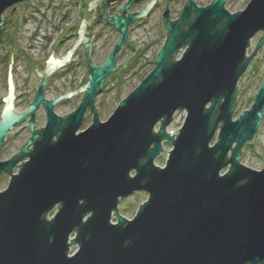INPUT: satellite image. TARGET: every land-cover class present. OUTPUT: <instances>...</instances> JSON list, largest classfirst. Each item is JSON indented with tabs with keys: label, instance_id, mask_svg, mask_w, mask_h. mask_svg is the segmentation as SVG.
<instances>
[{
	"label": "water",
	"instance_id": "obj_1",
	"mask_svg": "<svg viewBox=\"0 0 264 264\" xmlns=\"http://www.w3.org/2000/svg\"><path fill=\"white\" fill-rule=\"evenodd\" d=\"M24 1L0 0V26L3 12ZM114 1L121 0L88 4L92 19H82L75 43L63 55L48 56L32 101L21 112L14 110L8 74L0 148L24 119L32 136L19 153L0 160V177L9 176L0 190V264H264V164L253 169L240 162L264 117V77L250 107L233 115L250 71L238 83L264 42L260 38L246 54L254 35L264 36V0H249L235 12L226 9L228 0L203 6L185 0L173 21L165 11V40L153 68L101 121L95 98L121 66L117 56L129 25L154 2L127 13L138 1L127 0L108 16ZM99 20L119 35L95 65L91 40ZM79 45L87 82L46 99L47 78ZM76 93H83L80 103L59 116L54 106ZM40 105L46 123L35 132ZM87 109L92 122L80 130ZM176 111H185V118L174 138L166 127ZM162 142L170 149L164 166H157ZM137 191L147 199L126 219L118 205ZM73 244L77 249L70 253Z\"/></svg>",
	"mask_w": 264,
	"mask_h": 264
},
{
	"label": "rangeland",
	"instance_id": "obj_2",
	"mask_svg": "<svg viewBox=\"0 0 264 264\" xmlns=\"http://www.w3.org/2000/svg\"><path fill=\"white\" fill-rule=\"evenodd\" d=\"M211 0H196L199 5H207ZM249 0H228L225 7L230 12L243 9ZM88 4L93 0H85ZM80 0H27L23 7L8 8L3 12L6 25L0 27V113L2 110L1 100L7 94L8 74H11V82L14 90L15 100L14 110L21 111L26 108L30 101L29 90L38 81V73L45 69V60L53 53L56 57L63 55L70 46L75 43V31L80 23L88 21L89 13L87 5ZM184 0H176L175 11L183 4ZM14 9V10H12ZM137 28L128 35L127 41L122 45L117 57V64H121L119 69L107 76L106 82L100 93L95 98V106L101 121H105L118 103L129 94L148 74L154 65V60L159 49L165 40L158 15L152 13L144 20H139L132 24ZM144 25H147L146 27ZM133 28V29H134ZM139 28V29H138ZM42 41L40 45L34 43L39 34ZM98 39L94 41V54L92 60L98 64L108 54L117 40V32L111 29L97 30ZM257 40L253 39L251 50ZM32 46H34L32 48ZM32 48V49H31ZM53 51V52H52ZM79 59V54L72 57ZM10 68V69H9ZM36 69V70H35ZM70 90H66L63 73L53 76L48 96H54L68 91H74L83 86L88 79L86 66L75 63L71 66ZM37 71V72H36ZM250 71V72H249ZM249 72V73H248ZM242 87L238 92L235 105L234 117L241 111L248 109L253 102L259 85L264 77V61L251 60L245 73L238 84L242 82L246 75ZM61 83H54L60 80ZM63 80V81H62ZM60 92V93H59ZM81 93L72 98L59 103L55 107L58 115L70 112L80 102ZM185 115V112H182ZM40 124L45 122V114L40 110L37 115ZM92 122V114L87 112L86 117L79 129H85ZM28 132L18 128L14 129L11 137H8L0 149V159L4 160L19 151V148L27 139ZM214 140V139H213ZM212 140V141H213ZM165 150L155 160L157 166H164L169 146L165 145ZM240 162L253 169H260L264 164V117L255 135L248 140L242 148ZM17 171V167L13 172ZM9 176L3 174L0 178V190L7 186ZM147 199V193L137 191L122 199L118 205V213L126 219H131L137 211L139 205ZM57 211L54 207L49 213L52 217ZM112 222L116 218L112 216ZM74 235L72 234L71 237ZM77 249V245L70 246V253Z\"/></svg>",
	"mask_w": 264,
	"mask_h": 264
},
{
	"label": "flooded vegetation",
	"instance_id": "obj_3",
	"mask_svg": "<svg viewBox=\"0 0 264 264\" xmlns=\"http://www.w3.org/2000/svg\"><path fill=\"white\" fill-rule=\"evenodd\" d=\"M27 0H25L24 2H23V4L21 5V6H18V8L20 9V7H23V5H24V3L26 2ZM81 2H85V0H80ZM94 2L95 1H97V0H93ZM127 0H121V1H114V2H111L110 3V5H109V7H108V9H107V11H106V13H107V15L108 16H111V15H113V14H115V13H118V11H119V9L124 5V3L126 2ZM151 0H138V1H133L130 5H129V7H128V9H127V13L128 12H135V11H139V10H141V9H143V8H145L146 7V5L150 2ZM175 1L176 0H154V2H153V4H152V6L150 7V9L148 10V12L146 13V15L144 16V17H142V18H140V19H135L130 25H129V27H128V30H129V28H130V26L132 25V24H135L136 22H138L139 20H144V19H146L149 15H151L152 13H154V14H156V15H158V17H159V22H160V25H161V29H162V32H163V26H164V20H163V18H162V15H163V13L165 12V11H167V16H168V20H170V21H173V20H175V19H177L178 18V16H179V12H180V10H181V8L183 7V5H184V2H185V0H184V2H183V4L175 11V9H174V4H175ZM195 2H196V0H194ZM85 4L87 5V12L89 13V17H88V21H90L91 19H92V17H93V14H94V11L93 10H89V5H88V3L87 2H85ZM197 4V3H196ZM198 6H202V5H199V4H197ZM17 6V5H16ZM15 6H13V7H11V8H14ZM10 9V8H9ZM12 10H14V9H12ZM126 13V14H127ZM2 17H3V22H2V25L0 26L1 28H3L5 25H6V20H5V16L4 15H2ZM194 17V15H192L191 16V18L190 19H192ZM78 28H79V26L77 27V29H76V31H75V36H76V38H75V41H76V39H77V31H78ZM98 29H101L102 31H104V30H106V29H111V30H113L114 32H117V30L116 29H114L112 26H110V25H107L106 23H105V21L104 20H99V21H97V22H95L94 23V25H93V38H92V40H91V44H92V46H91V53H90V58H91V60H92V56H93V54H94V41L95 40H97L99 37H98V33H97V30ZM118 32H117V38H118ZM260 38H263V40H264V36L262 35V33L261 32H258V33H256L255 35H254V37L250 40V46H249V48L247 49V52H246V54L247 55H249L251 52H252V50H251V45H252V41H253V39H256L257 41L255 42V44L258 42V40L260 39ZM116 42V41H115ZM71 47V46H70ZM69 47V48H70ZM255 47V46H254ZM121 49V48H120ZM254 49V48H253ZM75 52H76V54L78 55L79 54V59L78 60H76V62L78 63V64H82V65H84V66H86V71H87V60H86V57H85V55H84V49H83V46L82 45H79L75 50H74V52H73V54H72V57H73V55H75ZM119 53H120V50H119ZM119 53H118V55H119ZM106 57V56H105ZM104 57V58H105ZM118 57V56H117ZM103 58V59H104ZM102 59V60H103ZM101 60V61H102ZM251 60H262V61H264V42H263V44H262V46L257 50V52H256V54L253 56V58L251 59ZM46 61V60H45ZM44 61V62H45ZM92 62H93V60H92ZM72 62H70V63H68L66 66H63V67H61V68H59V69H57L54 73H52V75H50L48 78H47V81H46V84H45V89H44V97L46 98V99H53V98H55V97H57V96H59V95H61V94H64V93H61V94H57V95H54V96H48V92H49V90H50V87H51V83H53L52 82V78H53V76H55V75H57L58 73H63L64 74V70L65 71H67V69H70L71 68V64ZM94 63V62H93ZM100 63V62H99ZM98 63V64H99ZM71 64V65H70ZM97 64V65H98ZM96 65V64H95ZM42 74V73H41ZM88 74V73H87ZM37 76H38V81H37V83H35V85H33L31 88H30V90H29V95H30V101H29V103L27 104V106H26V108L29 106V104H30V102L32 101V98H33V95H34V87L39 83V81L41 80V76H40V73H38L37 74ZM105 82H106V80H105ZM6 85H7V89H8V81H7V83H6ZM14 90H15V87H14ZM75 91V90H74ZM60 93V92H59ZM76 94H78V93H76ZM76 94H74L73 96H75ZM82 94V97H83V93H81ZM73 96H71L70 98H72ZM82 97H81V99H82ZM70 98H64V99H62V100H60L55 106H54V109H55V107L59 104V103H61V102H64V101H66V100H68V99H70ZM237 98H238V94H237ZM4 98H2V100H1V104H2V106H3V104H4V100H3ZM17 99V96L15 95L14 96V99H13V106L15 105V100ZM81 101V100H80ZM80 103V102H79ZM25 108V109H26ZM25 109H23V110H25ZM23 110H21V111H23ZM40 110H43V112H44V114H45V111H44V108H43V106L42 105H40L39 107H38V109H37V111H36V113H35V122H36V125H35V132H39L41 129H42V127H44L45 126V123H46V116H45V122L43 123V124H40L39 123V121H38V119H37V115H38V112L40 111ZM16 111V110H15ZM21 111H18V112H21ZM55 111V110H54ZM72 111V110H71ZM87 112H89V109H87L86 110V112H85V114H84V119H85V117H86V113ZM68 113V112H67ZM66 113V114H67ZM90 113V112H89ZM66 114H64V115H59V116H61V117H64ZM92 114V113H91ZM84 121V120H83ZM25 122H26V119H24L23 121H22V123H20L19 125H18V128L20 127V128H22V130H26L27 132H28V136H27V139L25 140V142L22 144V146L31 138V136H32V132L29 130V126L28 125H26L25 124ZM16 128V127H15ZM14 128V129H15ZM14 129H12L11 131H10V133L8 134V135H6L5 136V138H4V141H3V144L5 143V141L7 140V138L8 137H11L12 135H13V133H14ZM3 146V145H2ZM1 146V147H2ZM22 146L19 148V151L18 152H16V153H14V154H12L10 157H8V158H6V159H4V160H8V159H10L12 156H14L15 154H17V153H19L20 152V150H21V148H22ZM32 148V145H30L29 146V149H31ZM1 149V148H0ZM0 160H2V159H0ZM19 165H20V163H18V165H16L15 167H17V170L19 169ZM15 167H13V169L15 168ZM13 171V170H12ZM3 175V174H2ZM2 175H1V177H2ZM0 177V178H1Z\"/></svg>",
	"mask_w": 264,
	"mask_h": 264
},
{
	"label": "built area",
	"instance_id": "obj_4",
	"mask_svg": "<svg viewBox=\"0 0 264 264\" xmlns=\"http://www.w3.org/2000/svg\"><path fill=\"white\" fill-rule=\"evenodd\" d=\"M145 27L147 26V25H144ZM133 27V25H131L130 26V28H129V32H128V35H130L132 32H134L137 28H134ZM139 29V28H138ZM42 36V33H41V35L39 34V36H37V39H36V41H35V43H34V46H35V44H37V45H40L41 43V41H42V39L40 38ZM34 46H32V48L34 47ZM31 48V49H32ZM179 55L180 54H178L177 55V58L179 57ZM55 56V55H54ZM70 62H72L71 64L73 65V67H74V65H75V63H76V60H73L72 59V56H71V58H70V61L69 62H67L64 66H66L68 63H70ZM70 64V65H71ZM71 65V66H72ZM71 70H67V71H65L64 70V74L63 75H65V76H63V80H64V78H66V76H68L67 77V79L68 80H66V81H64V83L67 85L66 86V90H70V86L71 85H69V83H73L74 82V78L73 79H71V77H73L72 76V73L70 72ZM62 80V81H63ZM54 83H58V84H60L61 83V79L60 80H55V82ZM182 112L183 111H176V112H174V114L172 115V120H171V122L168 124V126L166 127V133L167 134H169V135H173L172 137H176V135L178 134V129L181 127V125H182V123H183V121H184V118H185V115L183 114V117L181 116L182 115ZM185 112V111H184ZM157 129H158V126H156L155 127V131H157ZM166 144L164 143V142H162V146H163V152H164V150H165V146ZM169 149H170V146H169Z\"/></svg>",
	"mask_w": 264,
	"mask_h": 264
},
{
	"label": "trees",
	"instance_id": "obj_5",
	"mask_svg": "<svg viewBox=\"0 0 264 264\" xmlns=\"http://www.w3.org/2000/svg\"><path fill=\"white\" fill-rule=\"evenodd\" d=\"M237 101V100H236Z\"/></svg>",
	"mask_w": 264,
	"mask_h": 264
}]
</instances>
